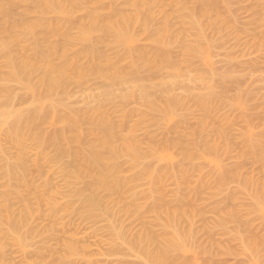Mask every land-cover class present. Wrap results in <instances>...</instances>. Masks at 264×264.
<instances>
[{
  "label": "rangeland",
  "instance_id": "rangeland-1",
  "mask_svg": "<svg viewBox=\"0 0 264 264\" xmlns=\"http://www.w3.org/2000/svg\"><path fill=\"white\" fill-rule=\"evenodd\" d=\"M211 4L206 10L199 0H0V113L35 106L23 81L10 78V63L40 65L52 52L63 55L51 57L60 64L92 46L97 74L80 76L68 66L64 96L53 105L61 115L74 110L93 118L84 129H97L117 150L137 147L143 157L120 156L122 171L114 175L123 186L96 191L97 205L88 206L74 191L93 176L73 178L64 168L70 158L52 161L54 149L31 137L17 147L0 118V264H148L128 242L140 241L154 255L169 235L166 211L176 213L181 233L192 234L189 253H175L180 261L264 264V205L252 198L264 191V0ZM124 20L131 40L106 27ZM81 30H90L89 44L78 38ZM78 64L87 66V58ZM171 99L178 103L163 112ZM62 128L41 126L45 133ZM11 164L23 165L25 181L7 176Z\"/></svg>",
  "mask_w": 264,
  "mask_h": 264
},
{
  "label": "bare ground",
  "instance_id": "bare-ground-1",
  "mask_svg": "<svg viewBox=\"0 0 264 264\" xmlns=\"http://www.w3.org/2000/svg\"><path fill=\"white\" fill-rule=\"evenodd\" d=\"M70 2L72 5L77 4V0H70ZM199 2H201L202 6H204L206 10L211 9V0H199ZM203 14L206 15L208 13L207 11H203ZM192 21L193 24L198 27L195 17H193ZM213 21L211 20L212 24H215L216 21ZM90 22L92 23L91 19ZM128 23H130L129 20H124L122 25L117 26V24L109 22L106 27L114 30L115 33H119L124 37H128V40H131V37L127 35L126 31ZM89 31L81 30L79 32L78 38L89 44ZM199 33H201V31ZM81 55H84L87 58V66H80L78 64V60ZM52 56H58V59L63 58V55H56L55 53L49 52L47 56H42L40 58V65H38V63H33L32 60L29 59L18 62L16 65L15 63H10V78L13 80L23 81L24 88L31 94V97L33 96L32 99H35V101H33L35 102V106L30 107L26 112H23L22 110L3 111L0 113V118L4 124L7 123L9 126L7 130L8 136L17 147L19 146L21 149H23L22 145L25 138L31 137L32 139L36 140L41 147H52L54 149L53 153H55L53 157H51L52 161H60V159L62 160L63 157L70 158L72 161L69 160V162L71 163L69 164L68 162V165L66 164V167L64 168L65 171L73 176V178L78 179L81 175H83L82 173L86 174L87 177L93 176L92 180L87 182L88 184L85 185V189L81 188L83 190L76 189V191H74V196L78 198L81 204L88 206L97 205L98 198L96 199V197L93 196L96 191L103 190L110 194L112 192H117V190H119L124 184L123 181L118 180V178L114 175L122 171L121 166L116 160L120 156L127 154H129L134 160H139L143 157L137 147L126 146L122 150H117V148L113 147L112 143L109 142V138L107 136H105L104 139H102V137H98L99 132L97 129H84L83 126L92 124L93 118L84 117L82 114H79L72 109L71 114L61 115L58 113V108L53 105L54 100L56 102V98L54 97L59 98L62 95L64 96L60 88L62 82L66 80V78H68L71 73L70 69H68V66H72L73 71L80 76L85 75V73L97 74V67L94 64L96 54L92 46L88 47L82 52V54L78 53L74 58L68 61L66 60L60 64H53ZM161 60L164 61L165 59L159 55L158 61ZM37 72L40 73V76L38 77L39 79L34 82L31 78ZM117 74H119L118 71L114 70V72H112V77L116 79ZM133 75V71H130L127 74V77H134ZM21 96L23 97V95ZM10 98L11 97H8L7 101H10ZM18 99H20V97H18ZM21 99L23 100V98ZM24 100H26L25 97ZM177 103V99H171V101H169V103L162 108V111H171ZM31 105L33 104L31 103ZM46 105H50V108L47 110L44 109ZM63 107L64 106L62 105V108ZM45 123L53 125L62 124L65 126V129L62 128L61 130L59 129L52 133H45L41 129V126ZM74 131H76L77 134L85 132L95 137V140L92 139L93 141L89 142H84L83 140L84 143L80 142V137L78 138L77 134L69 135ZM106 133L108 135L113 134V129L107 130ZM95 141L97 143L93 145ZM74 144H76V146H73ZM247 145L251 150H253L254 142L252 138L249 137V140H247ZM99 146L101 151L95 149ZM80 165L81 167H84L86 173L84 171L81 172L82 170L80 169L82 168ZM22 166L23 165L13 164L6 166L5 170L7 176L15 178L19 181H25V170ZM148 172L149 169L147 167L143 169V173ZM156 173L160 174V170H158ZM252 198L256 204V207L260 208L262 205H264V191L254 192L252 194ZM151 210L153 212H159L160 206L153 205ZM166 213V228L169 230V235L167 238L163 239L162 244L158 246L154 255L149 254L148 250L145 249V247H142L140 245L141 242L138 240V242H128V248L135 252L138 250L137 253L143 256L146 263L148 264H188L176 258L175 253H189L190 249L187 245V241L192 240V234H183L180 232L177 227L175 212L166 211ZM229 218L235 219L232 214L229 215ZM115 236L119 239H123L121 232H116ZM146 237L148 238H146L147 241L152 242L154 240V237L151 234H147ZM260 245L264 246V241L261 240ZM258 253H260V251H253L254 255H257Z\"/></svg>",
  "mask_w": 264,
  "mask_h": 264
}]
</instances>
